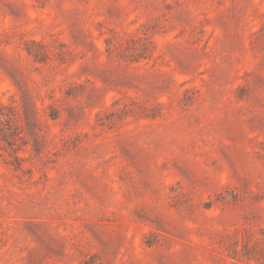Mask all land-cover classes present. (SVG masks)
Returning a JSON list of instances; mask_svg holds the SVG:
<instances>
[{"label":"rangeland","instance_id":"1","mask_svg":"<svg viewBox=\"0 0 264 264\" xmlns=\"http://www.w3.org/2000/svg\"><path fill=\"white\" fill-rule=\"evenodd\" d=\"M0 264H264V0H0Z\"/></svg>","mask_w":264,"mask_h":264}]
</instances>
